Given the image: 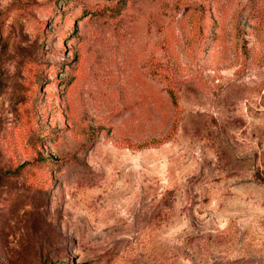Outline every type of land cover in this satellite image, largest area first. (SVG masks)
I'll return each mask as SVG.
<instances>
[{
    "label": "rangeland",
    "instance_id": "374dc122",
    "mask_svg": "<svg viewBox=\"0 0 264 264\" xmlns=\"http://www.w3.org/2000/svg\"><path fill=\"white\" fill-rule=\"evenodd\" d=\"M0 264H264V0H0Z\"/></svg>",
    "mask_w": 264,
    "mask_h": 264
},
{
    "label": "trees",
    "instance_id": "16d2710c",
    "mask_svg": "<svg viewBox=\"0 0 264 264\" xmlns=\"http://www.w3.org/2000/svg\"><path fill=\"white\" fill-rule=\"evenodd\" d=\"M168 92H169V94H170L172 100L174 101V103L177 105V95H176L174 89L169 88V89H168Z\"/></svg>",
    "mask_w": 264,
    "mask_h": 264
}]
</instances>
